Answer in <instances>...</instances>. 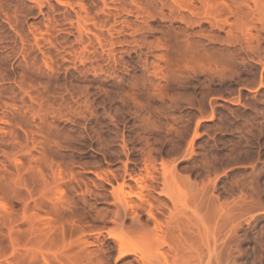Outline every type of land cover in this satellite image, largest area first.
I'll use <instances>...</instances> for the list:
<instances>
[{
  "label": "rangeland",
  "instance_id": "1",
  "mask_svg": "<svg viewBox=\"0 0 264 264\" xmlns=\"http://www.w3.org/2000/svg\"><path fill=\"white\" fill-rule=\"evenodd\" d=\"M0 264H264V0H0Z\"/></svg>",
  "mask_w": 264,
  "mask_h": 264
},
{
  "label": "bare ground",
  "instance_id": "2",
  "mask_svg": "<svg viewBox=\"0 0 264 264\" xmlns=\"http://www.w3.org/2000/svg\"><path fill=\"white\" fill-rule=\"evenodd\" d=\"M149 178L154 179V177H149ZM136 181L139 182L138 179ZM126 187L132 188L131 184L127 183L126 181H123V182L119 183L117 187L114 188L113 193L124 204L125 210H128L129 208L134 207L135 204H133L131 197L128 196V194L131 195V192L127 191ZM142 199L145 200L144 198H142ZM147 202L149 203V206H150V209L147 212L150 215V217H153V219L156 221V227L159 228L160 222H158L156 220L155 214L151 211V207L153 206V203L151 201H147ZM129 252H132V251L130 249L129 250L126 249L124 251V254H127Z\"/></svg>",
  "mask_w": 264,
  "mask_h": 264
}]
</instances>
